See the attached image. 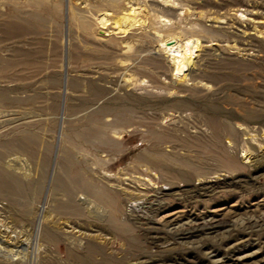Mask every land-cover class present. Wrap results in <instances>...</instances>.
Instances as JSON below:
<instances>
[{
    "label": "rangeland",
    "instance_id": "1",
    "mask_svg": "<svg viewBox=\"0 0 264 264\" xmlns=\"http://www.w3.org/2000/svg\"><path fill=\"white\" fill-rule=\"evenodd\" d=\"M0 264H264V0H0Z\"/></svg>",
    "mask_w": 264,
    "mask_h": 264
},
{
    "label": "bare ground",
    "instance_id": "2",
    "mask_svg": "<svg viewBox=\"0 0 264 264\" xmlns=\"http://www.w3.org/2000/svg\"><path fill=\"white\" fill-rule=\"evenodd\" d=\"M178 42L175 39L167 40L166 54L169 55V57H171L174 70L185 73L190 71L195 55L194 48L198 44V42L189 40L184 45L182 44L183 46L181 47L176 46ZM206 226L209 225H204L203 228ZM194 229H198V228L196 227Z\"/></svg>",
    "mask_w": 264,
    "mask_h": 264
}]
</instances>
